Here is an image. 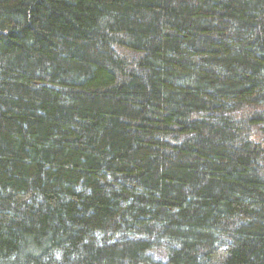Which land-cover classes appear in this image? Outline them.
Returning <instances> with one entry per match:
<instances>
[{
    "label": "trees",
    "instance_id": "16d2710c",
    "mask_svg": "<svg viewBox=\"0 0 264 264\" xmlns=\"http://www.w3.org/2000/svg\"><path fill=\"white\" fill-rule=\"evenodd\" d=\"M0 264H264V0H0Z\"/></svg>",
    "mask_w": 264,
    "mask_h": 264
},
{
    "label": "rangeland",
    "instance_id": "374dc122",
    "mask_svg": "<svg viewBox=\"0 0 264 264\" xmlns=\"http://www.w3.org/2000/svg\"><path fill=\"white\" fill-rule=\"evenodd\" d=\"M153 257L160 258L163 256V253L161 251H156L152 254Z\"/></svg>",
    "mask_w": 264,
    "mask_h": 264
}]
</instances>
